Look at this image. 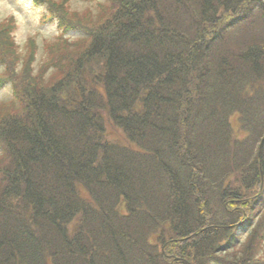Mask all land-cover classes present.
<instances>
[{
    "label": "trees",
    "instance_id": "trees-1",
    "mask_svg": "<svg viewBox=\"0 0 264 264\" xmlns=\"http://www.w3.org/2000/svg\"><path fill=\"white\" fill-rule=\"evenodd\" d=\"M84 1L0 20V264H264V0Z\"/></svg>",
    "mask_w": 264,
    "mask_h": 264
},
{
    "label": "rangeland",
    "instance_id": "rangeland-1",
    "mask_svg": "<svg viewBox=\"0 0 264 264\" xmlns=\"http://www.w3.org/2000/svg\"><path fill=\"white\" fill-rule=\"evenodd\" d=\"M84 0H73V7L80 9L87 4ZM16 10L20 14V18L22 23H19L15 19L16 27L13 32V36L15 37L16 41L20 44L25 43L28 36H34L38 41L43 39L50 40L53 39L55 36L61 33L55 24V22L50 21H42L41 20V12L42 10L39 8L40 5H34L33 0H13ZM6 17L0 15V20H4ZM65 37L69 38H77L80 33L77 31H69L63 34ZM10 97V87L9 85H5L4 87L0 88V101L8 99ZM113 136V133L111 132ZM117 137V136H116ZM249 223L246 222L245 225L247 226ZM244 229V228H243ZM247 230L240 231V237H244ZM240 238V239H241ZM262 253H264V243L262 247ZM216 264V263H212Z\"/></svg>",
    "mask_w": 264,
    "mask_h": 264
},
{
    "label": "clouds",
    "instance_id": "clouds-1",
    "mask_svg": "<svg viewBox=\"0 0 264 264\" xmlns=\"http://www.w3.org/2000/svg\"><path fill=\"white\" fill-rule=\"evenodd\" d=\"M0 15L7 18H15L17 22L22 23L20 14L16 10L13 0H0Z\"/></svg>",
    "mask_w": 264,
    "mask_h": 264
},
{
    "label": "water",
    "instance_id": "water-1",
    "mask_svg": "<svg viewBox=\"0 0 264 264\" xmlns=\"http://www.w3.org/2000/svg\"><path fill=\"white\" fill-rule=\"evenodd\" d=\"M262 141H263V140H261L260 145H261Z\"/></svg>",
    "mask_w": 264,
    "mask_h": 264
}]
</instances>
